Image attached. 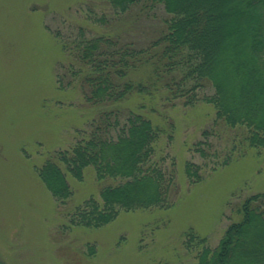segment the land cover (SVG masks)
Returning a JSON list of instances; mask_svg holds the SVG:
<instances>
[{"label":"rangeland","instance_id":"rangeland-1","mask_svg":"<svg viewBox=\"0 0 264 264\" xmlns=\"http://www.w3.org/2000/svg\"><path fill=\"white\" fill-rule=\"evenodd\" d=\"M168 15L162 6L116 12L107 0H0V264H198L204 246L195 239L192 244L190 235L206 238L214 249L240 219L242 202L264 192L262 147L246 143L227 163L211 167L217 154L216 160L226 157L240 127L219 124L206 140L209 154L194 150L215 120L212 102L185 104L162 90L153 99L133 94L120 103L92 104L80 82L60 86L58 72L76 63L72 41L81 30L142 46L159 35ZM142 101L146 116L164 130L157 153L175 170L170 204L122 209L99 226L71 223L78 206L90 197L101 200L102 187L119 178L99 179L87 165L79 179L61 164L72 189L61 201L38 168L70 148L103 109H140ZM189 159L203 164L196 181L186 173Z\"/></svg>","mask_w":264,"mask_h":264},{"label":"trees","instance_id":"trees-1","mask_svg":"<svg viewBox=\"0 0 264 264\" xmlns=\"http://www.w3.org/2000/svg\"><path fill=\"white\" fill-rule=\"evenodd\" d=\"M107 1L116 12L134 6L151 12L162 6L169 15L159 35L142 46L117 34L87 37L81 30L72 41L76 63L58 72L60 86L80 82L92 104L120 103L133 94L153 99L162 90L185 104L212 102L215 120L194 150L203 158L209 154L212 144L206 140L219 124L240 127V134L233 136L238 140L226 157L216 160L217 154L211 167L227 163L233 150L246 143L264 148V0ZM138 70L142 73L134 76ZM137 106L103 109L70 148L55 152L38 168L61 201L72 194L61 164L79 179L87 165L95 167L99 179L119 178L102 187L101 200L90 197L78 206L71 223L99 226L122 209L170 204L176 176L157 153L163 127L146 116V102ZM202 168L196 160L186 162L190 181L201 178ZM239 209L240 219L228 225L214 249L206 238L189 234L192 244L195 239L204 246L198 264H264V192L247 197Z\"/></svg>","mask_w":264,"mask_h":264}]
</instances>
